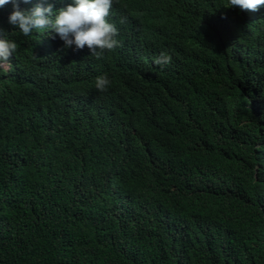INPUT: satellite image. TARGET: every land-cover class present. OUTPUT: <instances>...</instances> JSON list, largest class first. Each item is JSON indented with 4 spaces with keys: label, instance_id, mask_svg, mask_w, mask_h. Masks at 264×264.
Segmentation results:
<instances>
[{
    "label": "trees",
    "instance_id": "16d2710c",
    "mask_svg": "<svg viewBox=\"0 0 264 264\" xmlns=\"http://www.w3.org/2000/svg\"><path fill=\"white\" fill-rule=\"evenodd\" d=\"M229 6L118 0L100 59L0 8V264H264V6Z\"/></svg>",
    "mask_w": 264,
    "mask_h": 264
},
{
    "label": "clouds",
    "instance_id": "9594fccd",
    "mask_svg": "<svg viewBox=\"0 0 264 264\" xmlns=\"http://www.w3.org/2000/svg\"><path fill=\"white\" fill-rule=\"evenodd\" d=\"M21 2L27 4L30 0H0V8L9 3L13 5L8 23L24 36L31 35L33 30H47L50 34L58 35L65 48L75 46L76 50H82L87 47L96 59L102 58L106 50L111 51L120 46L117 39L119 29L112 22L114 15L110 12L113 3L118 0H73V3L59 9H54L52 3L21 9ZM229 5V8L256 12L264 6V0H229ZM7 34L0 28V72L6 73L12 71L10 58L18 49L17 43L8 39ZM170 62L171 56L166 53H161L154 61L161 66ZM110 83L106 75L97 76L95 88L101 92L107 91Z\"/></svg>",
    "mask_w": 264,
    "mask_h": 264
}]
</instances>
